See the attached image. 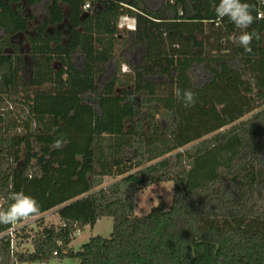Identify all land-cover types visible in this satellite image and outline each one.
<instances>
[{
  "label": "trees",
  "instance_id": "obj_1",
  "mask_svg": "<svg viewBox=\"0 0 264 264\" xmlns=\"http://www.w3.org/2000/svg\"><path fill=\"white\" fill-rule=\"evenodd\" d=\"M246 2L262 37L250 52L217 0H0V210L22 191L39 205L27 217L61 222L36 219L23 253L25 227L11 240L0 224V264H264V0ZM32 8L25 80L11 39ZM123 17L135 23L126 38ZM118 43L137 55L124 83L119 61L109 71ZM157 183L173 184L170 205L137 216L135 196ZM105 217L109 237L70 247Z\"/></svg>",
  "mask_w": 264,
  "mask_h": 264
},
{
  "label": "rangeland",
  "instance_id": "obj_2",
  "mask_svg": "<svg viewBox=\"0 0 264 264\" xmlns=\"http://www.w3.org/2000/svg\"><path fill=\"white\" fill-rule=\"evenodd\" d=\"M149 5L152 7L155 5V0H148ZM26 14H33L35 19L38 20L40 17L39 10H27ZM135 25L134 20L128 17H123L119 20L118 23V31L122 38L127 37V32L130 31L129 28H133ZM30 32L32 31L33 23L29 24ZM20 42L22 44L21 54L25 59V70H24V79L28 78V70L30 68V60L27 53L28 46L25 41V36H19ZM137 56L133 50L128 49L127 45H123L122 43H118L115 48V59L112 61L109 71H114L115 69V61L120 62V72L119 76L121 77L122 82L124 83L127 78L130 77V65L133 66V59ZM192 79L195 83L202 82L206 79V76L202 73L200 69H194L191 73ZM116 179L104 178L103 179V187L113 183ZM173 197V184L172 183H157L145 190L143 193L135 196V214L137 216H144L150 212V210L156 207L159 203H163L166 206H169ZM42 219V227H50L52 225L56 226V223H59L58 217L56 220L50 215L47 218ZM41 221V220H40ZM26 231L25 234L28 239H18L15 244V252L23 253L29 252L32 250L31 240L37 235V233L41 230L39 223L37 220L27 219L24 223ZM41 225V224H40ZM113 228V219L109 217L102 218L98 220L93 227H86L83 232H80L78 235L75 234L74 238L71 241L70 247L74 251H78L80 247L87 243L91 237L101 236L103 238L109 237ZM27 264V263H24ZM32 264H77V261L74 259H52L47 263H32Z\"/></svg>",
  "mask_w": 264,
  "mask_h": 264
},
{
  "label": "clouds",
  "instance_id": "obj_3",
  "mask_svg": "<svg viewBox=\"0 0 264 264\" xmlns=\"http://www.w3.org/2000/svg\"><path fill=\"white\" fill-rule=\"evenodd\" d=\"M214 14L221 20L227 19L237 29L238 34L234 37V43L250 52V45L255 40H260L261 34L255 30L249 31L251 25L257 17L252 14L251 6L246 0H217ZM261 15L257 13V16ZM176 95L181 99L185 107H191L195 103V95L190 89L176 90ZM55 146H60V141L55 142ZM8 204L6 208L0 210V224H11L30 214L38 212L39 205L34 197L26 195L22 191H12L7 194Z\"/></svg>",
  "mask_w": 264,
  "mask_h": 264
},
{
  "label": "built area",
  "instance_id": "obj_4",
  "mask_svg": "<svg viewBox=\"0 0 264 264\" xmlns=\"http://www.w3.org/2000/svg\"><path fill=\"white\" fill-rule=\"evenodd\" d=\"M87 9H89V5H88V4H86V5L84 6V10H87ZM129 30H130V31L134 30V27L131 28V29L129 28ZM29 218H31V217L21 218V219L15 221V222H13V223H12V227H11V229L6 233V235H8V236L11 238V240H14V233H15V231H17V230L23 228L24 225H22V223H24V222H25L27 219H29ZM76 234L78 235L79 232H77Z\"/></svg>",
  "mask_w": 264,
  "mask_h": 264
},
{
  "label": "flooded vegetation",
  "instance_id": "obj_5",
  "mask_svg": "<svg viewBox=\"0 0 264 264\" xmlns=\"http://www.w3.org/2000/svg\"><path fill=\"white\" fill-rule=\"evenodd\" d=\"M25 12V14H26V10L24 11ZM27 15V14H26ZM28 16H33V18H32V20H31V22L30 23H33V24H36L37 23V20L35 19V17H34V15H32V14H28ZM66 24V23H65ZM29 30H30V26H29ZM27 31L26 32V34H22V35H24L25 36V41H26V43H27V38H26V35H29L31 32L30 31ZM21 34H18V35H16L15 37H12V42L14 43V44H16L17 45V47H18V50H19V52H20V54L22 53L21 52V50H22V44H21V42H20V39H19V36H20ZM26 46H28V43H27V45ZM27 49H29V47L27 48ZM27 53H28V50H27ZM22 55V54H21ZM23 59H24V57H23ZM24 63H25V59H24Z\"/></svg>",
  "mask_w": 264,
  "mask_h": 264
},
{
  "label": "crops",
  "instance_id": "obj_6",
  "mask_svg": "<svg viewBox=\"0 0 264 264\" xmlns=\"http://www.w3.org/2000/svg\"><path fill=\"white\" fill-rule=\"evenodd\" d=\"M34 9H35V8H32V9H25V10H26V12H27V10H34ZM32 15H33V14H32ZM50 215H52V217L54 218V220H56L57 215L55 214V210L49 211V212L45 213L44 215H42V216H40V217H35V218H30V219L36 220V219H38V218H47V217H49ZM59 225H61V222H60V221H59V223H56V226H59Z\"/></svg>",
  "mask_w": 264,
  "mask_h": 264
}]
</instances>
